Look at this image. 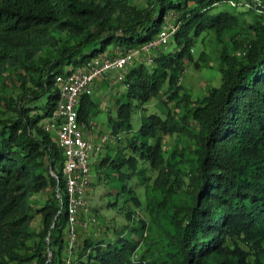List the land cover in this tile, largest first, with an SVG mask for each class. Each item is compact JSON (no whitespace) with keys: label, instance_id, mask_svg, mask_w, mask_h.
<instances>
[{"label":"trees","instance_id":"trees-1","mask_svg":"<svg viewBox=\"0 0 264 264\" xmlns=\"http://www.w3.org/2000/svg\"><path fill=\"white\" fill-rule=\"evenodd\" d=\"M231 1L254 5V0H146L139 8L125 0H0V80L11 78L21 93L17 99L0 96V116L6 115L0 119V264L68 259V216L59 213L57 198L58 191L66 197L65 157L41 126L59 103L57 77L116 48H143L175 13L177 51L158 53L151 66L132 67L125 76L127 102L118 104L112 135L128 137L138 106L157 98L165 85L172 99L179 97L197 38L212 31L224 43L241 26L232 12L213 13L231 7ZM248 12L256 20L234 43L240 54L223 46L222 83L191 105L189 120L171 112L144 116L129 144L109 149L99 160L100 170L117 176L114 206L123 194L129 196L124 204L132 202L127 184L133 178L148 182L151 223L118 229L115 239H78L71 264H264V15ZM95 107L84 95L79 122L88 126ZM167 135L193 142L186 164L173 160L174 152L165 158ZM128 148L136 156H128ZM40 194L47 197L35 213L31 201ZM133 202L141 207L138 199ZM124 215L128 221L136 216ZM143 244L146 251L137 256Z\"/></svg>","mask_w":264,"mask_h":264},{"label":"rangeland","instance_id":"rangeland-1","mask_svg":"<svg viewBox=\"0 0 264 264\" xmlns=\"http://www.w3.org/2000/svg\"><path fill=\"white\" fill-rule=\"evenodd\" d=\"M132 5L137 7H144L146 5V0H125ZM234 9V10H233ZM227 10L239 16L241 26L236 27L234 31L228 33L224 37V43L219 42L215 33L212 31H207L203 33L199 38L196 39L195 45L193 47L192 54L194 56V62L190 65H186L185 71H183L180 87L181 91L179 97L172 99L168 93V85H165L160 95L153 99L151 102L146 104L144 108L139 107L134 111L132 118V133H129L128 137H125L124 133H121L118 137H113L114 142L117 144L121 143L118 149L127 145L128 141L138 133V130L141 126V120L144 116H150L156 114L161 117H166L169 112L177 115L179 120L188 119L191 105L197 101L202 100L208 96L212 88L220 87L222 83V74L220 71L221 66V52L223 46L226 45L232 53L240 54L235 50L234 43L243 38L246 35L245 25L250 24L256 20L254 13L248 12V9L238 7H217L213 13L219 11ZM174 25L179 26L177 15L173 12H170L166 18L165 25ZM234 46V47H233ZM178 47L175 43L174 36L169 39V41L163 45L158 50L150 51H139L136 55L134 62L127 67V70H131L132 67L139 66L140 64H146L151 66V62L154 63L158 53H174L177 51ZM117 71H111L109 76L115 80L119 75ZM111 79V80H113ZM98 88L94 87L95 93L92 99L97 103L101 101V108L99 113L93 111L90 115L89 121L92 123L99 124V127L102 129L111 130L109 119L115 122L117 120V110L114 108L115 99L119 98L122 102H127V86L124 82H119L115 85L110 84L108 88L103 87L101 91L97 90ZM19 88L11 78L7 80H0V96L7 98L12 97L17 99L20 96ZM104 95V98H101L99 95ZM184 96H189L190 101L185 102ZM110 111V112H109ZM6 115L0 116L5 118ZM94 121V122H93ZM132 134V135H131ZM125 138V139H124ZM164 138V156L169 158V156L174 152L176 157L173 160L186 164L188 158L191 157L192 152L189 150V144H193L187 137L181 135L165 136ZM123 139V143L120 141ZM154 142V141H151ZM129 144V143H128ZM109 148V147H108ZM108 148H105L104 151L99 156L97 163H94L93 166V184L87 195V200L90 208L92 209L93 215L98 219L99 224L96 226H90L89 228H80L79 232V241L84 240L85 238H105L115 239L118 229L128 227L130 225L137 226L141 225V221L145 223H151V212L147 207V195H146V184L141 183L140 177L133 178L128 182V189L131 191L130 198L132 202L124 204L125 200L129 197L126 194L121 195L119 204L114 206L113 203L116 202L117 197L115 196L119 189V184L117 183V176L112 175V172L108 169L100 170L98 167L99 160L101 156L104 157L107 154ZM115 148L114 150H116ZM128 156L136 154L132 149L128 148ZM151 177V180L154 181L156 175L148 173L147 175ZM152 181L150 183H152ZM49 196L55 195L54 190H49ZM46 195L40 194L32 198L31 207L36 213L37 209L41 208L46 200ZM58 198V197H57ZM134 199H138L141 203V207L134 206ZM115 204V203H114ZM114 206V207H113ZM134 211L135 218L132 221H128L124 215L127 212ZM41 219L36 214L35 221L33 223L34 230L38 231L40 227ZM129 233H127L128 235ZM32 245V243L30 244ZM146 251V246L143 244L141 248L137 251V256H141L143 252Z\"/></svg>","mask_w":264,"mask_h":264},{"label":"built area","instance_id":"built-area-1","mask_svg":"<svg viewBox=\"0 0 264 264\" xmlns=\"http://www.w3.org/2000/svg\"><path fill=\"white\" fill-rule=\"evenodd\" d=\"M234 8L242 7L254 9L258 14L264 15V4L260 0L251 3L230 2ZM179 26L165 25L156 40L139 50H124L116 48L111 54L100 55L91 62L74 69L66 76L56 79L59 89V103L52 116L41 122L43 129L56 140L65 157L63 168L66 181L65 199L58 191V200L62 211L68 216V259L66 264H71V257L78 244V230L99 224L89 206L87 195L93 184V167L91 156L96 155L105 148L113 139L112 135H102L99 145L86 137V124L79 122V107L81 98L94 91L97 80L107 78L111 71H117L119 76L111 82L115 85L125 81V70L130 66L139 51L158 50L165 45L178 31ZM54 177L55 174L52 173ZM52 253H49L51 259ZM135 264L139 262L135 261ZM144 264H147L146 262Z\"/></svg>","mask_w":264,"mask_h":264},{"label":"crops","instance_id":"crops-1","mask_svg":"<svg viewBox=\"0 0 264 264\" xmlns=\"http://www.w3.org/2000/svg\"><path fill=\"white\" fill-rule=\"evenodd\" d=\"M128 71L129 70H127V72H125V75L126 76H127ZM111 79H113L112 76H108L107 78H105L103 80L102 79L101 80H97L96 83H95V90H96V88H98L97 90H99V92H100L103 87L108 88V86H110L111 82L114 80V79L113 80H111ZM95 90L93 91L92 94H90L91 99L94 96L93 94L95 93ZM99 96L101 98H104V95L102 96V94H100ZM115 100L116 101H115L114 108H116V110H118V104L121 101V99L117 98ZM92 101L96 105L94 111H96L97 113H99V109L101 108V101L99 100V102H97V103L94 101V99H92ZM115 122H117V120ZM115 122L110 117L109 123H110V126H111V130H109V129L107 130V129H102L101 127H99V124H97L95 122L92 123V122L89 121V125H88L89 128L86 130V137H88L90 140H92L95 144L99 145V143H100V137L102 135H112V125L115 124ZM119 136H120V134H119ZM113 142H114V140H112L105 148H108L109 147L108 149H115V148L119 147V145L121 144V143L120 144L118 143L117 146H116L115 144H113ZM105 148L101 149V151L99 153H97L96 155L93 154L91 156V162L93 164L97 162V160L99 159V156L101 155V153L104 151Z\"/></svg>","mask_w":264,"mask_h":264}]
</instances>
